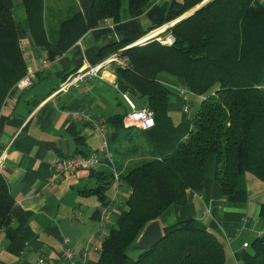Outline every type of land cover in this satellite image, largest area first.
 <instances>
[{"label": "trees", "instance_id": "trees-1", "mask_svg": "<svg viewBox=\"0 0 264 264\" xmlns=\"http://www.w3.org/2000/svg\"><path fill=\"white\" fill-rule=\"evenodd\" d=\"M13 1L0 0V108L26 71ZM124 1L133 14L149 0H91L92 14L95 19L119 21ZM202 1L172 5L151 30ZM22 2L33 43L42 50L68 51L87 30L73 0ZM167 33L174 38L171 45L152 40L125 48L128 41L120 40L100 49V57L120 50L128 58L127 67L114 69L117 80L132 89L130 95L144 98L155 124L117 135L128 109L123 107L106 119L115 139L114 169H91L95 181L80 191L96 194L106 204V191L123 182L127 194L94 264H223L221 240L194 218L164 226L161 238L148 248H136V239L168 205L183 204L187 190L201 188L211 155L213 177L225 195L246 171L264 179V7L254 0H209ZM159 71L182 77L187 89L200 96L189 119L172 122L168 104L174 94L179 96L156 78ZM13 203L0 172V226L8 224ZM260 215L264 217V203ZM132 247L135 254L129 251ZM247 248L241 253L242 264H264V232Z\"/></svg>", "mask_w": 264, "mask_h": 264}, {"label": "crops", "instance_id": "crops-1", "mask_svg": "<svg viewBox=\"0 0 264 264\" xmlns=\"http://www.w3.org/2000/svg\"><path fill=\"white\" fill-rule=\"evenodd\" d=\"M73 2L81 11L87 30L80 46L74 45L57 54L33 43L23 2L13 1L12 13L26 68L44 59L51 61V65L39 71L30 85L9 89L0 108V151L7 147L1 173L14 199L8 224L0 226V264H82L79 252L88 237L102 225L100 209L104 203L96 194L80 191L95 181L90 170L53 176V164L72 154L96 151L103 159L95 169H114L115 139L106 119L123 107L128 109V104L123 92L115 86L119 82L115 70L105 77L80 80L66 90L57 91L58 85L77 68L117 52L100 57L101 47L120 40L128 41L127 45L137 42L166 18L172 5L183 0H149L133 14L128 13L126 5L116 22L95 19L91 0ZM254 4L264 7V0H254ZM156 78L171 88L184 84L182 77L167 71H159ZM127 93L137 106L146 105L144 98ZM199 97L194 96L190 105L197 104ZM74 109H83L93 118L105 120V151L100 148L103 134L91 122L72 117L69 111ZM189 111L182 109V102L174 94L168 104L172 122L177 124L189 119ZM79 140L85 144L81 146ZM213 161L209 166L208 160L205 164L201 188L187 190L183 204L171 203L156 219L161 229L187 218L199 220L221 240L223 264H242L241 253L248 249V245L243 247V242L250 244L264 232V217L260 215L264 179L246 171L238 176L235 189L225 195L213 177L214 158ZM126 194L123 182L113 183L106 191L105 199L115 208V214L104 220L108 227L120 207L125 206ZM63 237L69 238L68 245L74 251L72 259L63 258ZM97 256L98 252L91 253L89 264H94Z\"/></svg>", "mask_w": 264, "mask_h": 264}, {"label": "built area", "instance_id": "built-area-1", "mask_svg": "<svg viewBox=\"0 0 264 264\" xmlns=\"http://www.w3.org/2000/svg\"><path fill=\"white\" fill-rule=\"evenodd\" d=\"M174 19L171 21H168L164 23L163 25L157 27L153 31H157V33H160L159 35L166 33V35L163 37V40L160 39V37L157 36V39L162 43L166 45H171L174 41V38L171 34L167 33V31L175 24ZM151 31V32H153ZM149 32V33H151ZM144 35L135 43H141L144 42L142 39L147 36ZM81 44V38H79L74 45L80 46ZM21 46V44H20ZM129 45H126L125 48H127ZM51 65V61L44 59L37 64L33 66H29L26 68V71L23 76H21L16 84L14 86L23 88L32 83L33 77L44 68H47ZM129 65L128 58L121 54L120 51L115 52L111 55H108L106 58L96 61L93 64H87L84 66H81L71 72L67 77L63 79L58 85L57 91L59 90H66L71 85H77L80 80L92 77V76H101L105 77L106 75L110 74L112 70H114L116 67L125 68ZM112 68V69H111ZM112 73V72H111ZM115 86H117V83H115ZM175 90L179 96L180 101L182 102V109L187 112L190 108L191 103V97L193 93L187 89V87L184 84H178L175 86ZM123 98L128 104V110L124 114L122 118V124L125 127H135L141 130L148 129L152 127L155 124L154 119V113L153 110L147 106H137L129 97L127 92H123ZM70 115L74 118H81L86 121H89L93 124L94 129L101 132L103 134V140L100 145L101 150L107 149V125L105 123L104 119H97L93 118L89 113L85 112L83 109H74L69 111ZM7 155V147H4L0 151V172L4 167V160ZM103 158L98 155L96 151H92L86 155L81 154H72L64 158H60L59 160H56L53 164V176L60 175L65 172H76L78 170H91L95 169L97 165H99L100 161ZM114 206L106 203L103 204V206L100 209V222L102 225L100 228L95 232L92 233L88 239L85 241V243L82 246V249L79 252L80 261L82 264H89V256L93 252H98L101 246V243L107 233L108 226L104 224V220L110 216L111 213L115 214L113 208ZM63 248H62V255L64 259H72L74 256V251L72 248L68 245L69 238L63 237ZM249 243L243 242V247H246Z\"/></svg>", "mask_w": 264, "mask_h": 264}, {"label": "water", "instance_id": "water-1", "mask_svg": "<svg viewBox=\"0 0 264 264\" xmlns=\"http://www.w3.org/2000/svg\"><path fill=\"white\" fill-rule=\"evenodd\" d=\"M207 1H209V0H203L201 3L194 6L192 9L184 12L181 16L174 19L175 21H173V22L177 23V22L189 17L196 10H198L201 6H203ZM159 34L160 33H157V31L156 32L153 31L151 33H148V35L142 39V41L144 40V42H142L141 44L147 43V42L152 41V40H158L157 36ZM136 45H140V43H132L128 47H132V46H136ZM117 88L121 92L132 93V89L130 87H127L122 82L117 83ZM161 236H162V229H161L159 221L157 219L151 220L150 222H148L144 226L143 230L140 232L139 236L136 239L135 246H136V248H148L151 245L155 244L161 238Z\"/></svg>", "mask_w": 264, "mask_h": 264}, {"label": "rangeland", "instance_id": "rangeland-1", "mask_svg": "<svg viewBox=\"0 0 264 264\" xmlns=\"http://www.w3.org/2000/svg\"><path fill=\"white\" fill-rule=\"evenodd\" d=\"M124 7H126V2L125 1L123 2L122 7H121V13L123 12V8ZM165 35H166V33L163 32V34L159 35L158 37H160V39L163 40V37ZM193 97H194V95H192L191 100H192ZM195 106H196V104H194V106H191L190 105V109L191 110L189 111L190 112L189 113L190 114L189 118L191 117V114L193 113V111H194L193 109H194ZM137 130H141V129H138V128H135V127H125L124 125H121V126L118 127V129L116 130V132H117L118 135H124V134H129V133L130 134H134L133 132H135ZM213 158H214L213 155H211L209 157L207 166H209L210 164H214ZM129 251L131 252V254H135L136 248H133L132 247L131 249H129Z\"/></svg>", "mask_w": 264, "mask_h": 264}]
</instances>
